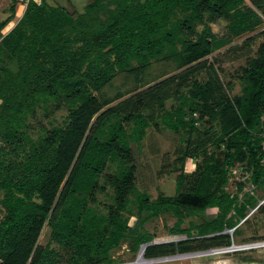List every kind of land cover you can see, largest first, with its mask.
Segmentation results:
<instances>
[{
    "label": "trees",
    "instance_id": "1",
    "mask_svg": "<svg viewBox=\"0 0 264 264\" xmlns=\"http://www.w3.org/2000/svg\"><path fill=\"white\" fill-rule=\"evenodd\" d=\"M12 1V14L0 19V264H56L52 241L71 264H113L111 252L130 230L124 213L137 190L131 143H140L147 135L150 121L145 108L156 101L162 110L166 89L176 79L187 80L206 68V57L216 49L214 36L190 38L194 22L206 14L224 17L231 21L232 33L239 35L254 30L261 17L252 8L242 9L245 0H94L77 18L63 6L29 0L21 19L4 33L20 2ZM250 1L264 17V0ZM102 11L110 12L105 19L100 17ZM5 52L22 61L17 72L5 65ZM157 59L169 63L171 72L155 73ZM121 76L124 83L116 86L114 81ZM242 83L241 95L234 98L219 79L216 86L195 83L188 118V96H180L182 103L173 112L162 111L164 118L170 114L171 129L189 125L192 134L200 122L218 120L221 133L209 136L207 129L206 138L189 140L194 153L187 156L198 158L208 146L219 144L225 146L224 157L220 160L214 152L208 156L205 165L191 174L200 173L189 191L156 201L138 193L140 215L157 217L177 209L179 218L171 232L192 236L184 227L187 212L216 207L227 216L236 208L237 222L228 228L237 231L256 197L238 205V195L225 189L231 169L240 165L251 173L252 183L264 186V42L244 69ZM107 87L115 93L109 94ZM51 100L69 108V122L42 126L34 138L29 115L39 107L48 110ZM125 103L131 105L128 112L123 110ZM126 124H132L130 131ZM114 165L116 174L107 178L114 188L113 202L105 214L89 200L97 187L103 188L99 184L103 172ZM180 177L186 179L183 173ZM258 209L264 210V203ZM223 230L206 224L199 233ZM153 239L147 232L135 239L136 249L148 244V259L166 256L172 249L190 253L195 241L150 244ZM211 239L231 245L228 234ZM158 246L163 251L157 254Z\"/></svg>",
    "mask_w": 264,
    "mask_h": 264
},
{
    "label": "rangeland",
    "instance_id": "2",
    "mask_svg": "<svg viewBox=\"0 0 264 264\" xmlns=\"http://www.w3.org/2000/svg\"><path fill=\"white\" fill-rule=\"evenodd\" d=\"M25 1L27 0H20L19 3H24ZM38 1L40 2L41 0ZM93 1L47 0V4L49 7L63 6L77 18L79 15L86 13L88 5ZM12 3V0H0L1 20L12 14ZM24 5H22L23 9L20 8L19 4L17 5L16 16L4 29V33L9 32L21 19L24 13ZM109 8L111 10L114 9L115 4H112ZM247 8L256 10L262 21L254 30L239 35L232 33L231 21L224 17H213L206 14L203 19L195 21V32L190 37L192 40H197L199 36L204 35L216 38L215 51L206 57L208 60L207 67L193 73L187 80H183L182 78L176 79L164 93L165 104L162 110L156 101L150 102L148 107L145 108V113L150 121L147 135L142 142L131 143L133 149L131 163L137 168L135 178L137 190L130 195L133 203H131L128 210L124 213L130 230L121 244L111 252L114 260L113 264H137L139 262L141 251L145 246L141 245L139 249H136L135 239L139 234H143L144 232L154 237V244L178 243L188 239H195V241L191 242L193 251L188 253V255H180L178 251L172 249L166 255L167 258L150 260L145 257L144 253V258L147 262L142 264H264V246L237 249L225 253L211 252L212 250L229 249L235 246L264 243V210L258 209L259 205L264 203V186H257L252 183L250 181L251 173L242 171V175H239L238 173L232 174L230 172L229 183L225 188L230 194L238 195L239 206L249 196L256 197L254 204L247 206L245 211L246 216L236 226L238 227L237 231H234L235 228H228L237 222L238 215H236V208H232L227 216L224 211L221 212L216 207L203 211L189 212V214L187 212L184 216V227L191 229L192 236H190L187 234L174 235L171 232V228H173L179 218L177 209L164 211L157 217H147V213L143 215L139 214V205L136 202V197L140 192L147 194L151 200L156 201L162 196H177L184 191H189L194 187L200 175V173L193 176L191 174L196 171L198 166L205 165L208 156L214 152L218 159H223L225 146L219 144L208 146L207 151L201 152L198 158L193 159L187 156V152L192 153L194 150L193 146H189V140L193 143L199 140L198 137L203 135V132L207 129L210 130L209 136L214 137L221 133L218 120L212 121L207 119L208 121L206 122H200L198 132L192 134L189 125L188 127L180 126L177 130L171 129L170 127L174 123L170 121V114H167L164 118L162 111L173 112L182 103V97L180 96H188V118L191 115L189 106L193 104L190 94L192 90H196L195 83H212L215 85L217 79H219L221 84L226 87L227 94L231 98L241 95L244 69L248 66L249 60L256 57L259 46L264 42V17L250 0H245V4L242 7L244 11ZM109 13V11H102L100 17L105 19ZM182 50L183 47L179 44L177 51L181 52ZM164 56L166 54L162 57ZM2 57L5 59V65L13 72H17L22 65V61L18 56L10 55L8 52L3 53ZM153 62V71L155 73L160 74L162 71L171 72L169 70L171 66L166 61L157 59ZM133 64L139 65L137 61H134ZM179 72L181 70L172 72L160 81ZM123 83L124 78L122 76L116 78L114 81L116 86ZM106 91L109 94L115 93L112 87H107ZM118 102L113 105H116ZM58 105L56 101L51 100L48 110L39 107L36 113L29 115V131L34 138H37L42 126L51 128L58 125L64 126L69 122V108L64 103L60 104V106ZM130 108L131 105H127V103L123 105V110L125 109L126 112ZM195 116H199V113ZM126 126L130 131L132 124H126ZM202 138L206 137L203 135ZM202 138L200 139L203 140ZM0 145H2L1 141ZM116 172V165L108 167L103 172V175L99 179V184L103 188L97 187L94 191V197H91L89 200V204L94 206L99 212L106 214L108 206L113 202L114 188L109 185L107 178L110 175H115ZM182 173L186 175L185 180H182L180 177ZM181 181L183 182L182 184ZM240 183H243L242 190H239ZM1 197L2 194L0 195ZM232 215H234L233 218H231ZM2 216L3 212L0 210V219ZM215 219H217V223L210 224ZM206 224L210 229L211 227H216L217 229L224 228V230L221 232L209 231V234L201 235L199 233L200 226ZM220 234H228L231 239V245L223 242L214 243L212 241L211 238L213 236ZM51 248L58 254L56 264H71L68 259L69 257L67 255L65 257V253H63L62 247L58 243L52 241ZM162 251V246L154 249V252L157 254Z\"/></svg>",
    "mask_w": 264,
    "mask_h": 264
},
{
    "label": "bare ground",
    "instance_id": "3",
    "mask_svg": "<svg viewBox=\"0 0 264 264\" xmlns=\"http://www.w3.org/2000/svg\"><path fill=\"white\" fill-rule=\"evenodd\" d=\"M260 246H264V243H258V244L247 245V246H239V247L235 246V247H232L229 249L212 250L211 252L222 253V252H226V251L228 252V251H233V250H237V249H249V248H255V247H260ZM144 253H145V248L142 249L141 254H140V259H139V262L137 264H142L144 262H147L144 258Z\"/></svg>",
    "mask_w": 264,
    "mask_h": 264
},
{
    "label": "built area",
    "instance_id": "4",
    "mask_svg": "<svg viewBox=\"0 0 264 264\" xmlns=\"http://www.w3.org/2000/svg\"><path fill=\"white\" fill-rule=\"evenodd\" d=\"M27 1L29 2V0H27ZM27 1L24 2L25 6L27 5V4H26ZM28 2H27V3H28ZM242 171H243V170H242V167H241L240 165H237V166H235V168H232V169H231V173H232V174H233V173H234V174H237V173H238L239 175H242ZM256 244H258V243H256ZM248 245H254V244H248ZM246 246H247V245H246ZM226 252H227V251H226ZM228 252H229V251H228ZM224 253H225V252H224Z\"/></svg>",
    "mask_w": 264,
    "mask_h": 264
},
{
    "label": "water",
    "instance_id": "5",
    "mask_svg": "<svg viewBox=\"0 0 264 264\" xmlns=\"http://www.w3.org/2000/svg\"><path fill=\"white\" fill-rule=\"evenodd\" d=\"M153 243H155V242H150V244H153ZM147 245L148 244H144V246H146V247H147ZM146 247H145V249H146ZM180 255H188V253L180 254ZM165 258H167V257L166 256L165 257H158V258H154V259H150V260H161V259H165Z\"/></svg>",
    "mask_w": 264,
    "mask_h": 264
},
{
    "label": "crops",
    "instance_id": "6",
    "mask_svg": "<svg viewBox=\"0 0 264 264\" xmlns=\"http://www.w3.org/2000/svg\"><path fill=\"white\" fill-rule=\"evenodd\" d=\"M23 4H24V3H19L20 8H22V9H23V6H22ZM25 8H26V7H25V5H24V10H25ZM18 10H19V8H18Z\"/></svg>",
    "mask_w": 264,
    "mask_h": 264
}]
</instances>
